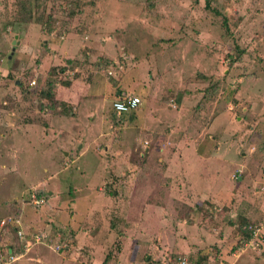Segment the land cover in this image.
I'll return each mask as SVG.
<instances>
[{"label":"rangeland","instance_id":"rangeland-1","mask_svg":"<svg viewBox=\"0 0 264 264\" xmlns=\"http://www.w3.org/2000/svg\"><path fill=\"white\" fill-rule=\"evenodd\" d=\"M8 217L0 264H264V0H0Z\"/></svg>","mask_w":264,"mask_h":264},{"label":"built area","instance_id":"built-area-1","mask_svg":"<svg viewBox=\"0 0 264 264\" xmlns=\"http://www.w3.org/2000/svg\"><path fill=\"white\" fill-rule=\"evenodd\" d=\"M139 104V98L132 95L128 96H121V97H116L112 102H111V109L115 115H121L125 114L127 112H130L134 110ZM40 200L34 199L35 203H38ZM11 222V218H0V229H2L6 224ZM18 223V222H17ZM14 226V225H13ZM16 236L18 237V240L21 243V251L19 253L11 254L10 249L7 251V261L3 262L4 263H9L12 261H16L18 258L22 257L26 251L29 249L30 246L36 245V244H43L47 245L49 239H47V234L43 232H36L32 233L28 236V231L24 230L22 227L14 226ZM258 231V228L253 229L252 236L256 235ZM244 246H251L252 245V238H249L248 240L243 242ZM61 246L56 245L55 248L58 250ZM179 264H184L183 260L179 261Z\"/></svg>","mask_w":264,"mask_h":264},{"label":"trees","instance_id":"trees-1","mask_svg":"<svg viewBox=\"0 0 264 264\" xmlns=\"http://www.w3.org/2000/svg\"><path fill=\"white\" fill-rule=\"evenodd\" d=\"M237 54V53H236ZM67 62H70L71 60H66ZM65 83V82H64ZM67 84V83H66ZM41 94H43L44 96H46L48 99H50V97H51V93L49 92V90L47 91V90H45V92H40ZM119 96V95H118ZM37 193V196H39L40 194H43L42 192H36ZM239 224L241 225V224H244L243 223V220H241L240 222H239ZM242 234H243V239H244V241H246V240H248L250 237H251V232H250V230H248V228H246L245 226H244V228H243V232H242ZM15 247V245L13 244V247H9V249L11 250L10 251V253L11 254H15L16 252H18L20 249H17V248H14ZM6 251H8V250H6ZM6 254H8L7 252H6ZM105 260V259H104ZM200 260H196V261H194L192 264H200ZM103 263V262H102Z\"/></svg>","mask_w":264,"mask_h":264},{"label":"crops","instance_id":"crops-1","mask_svg":"<svg viewBox=\"0 0 264 264\" xmlns=\"http://www.w3.org/2000/svg\"><path fill=\"white\" fill-rule=\"evenodd\" d=\"M72 44H75V43H74L73 41H70V45H72ZM46 47H47L48 49H50V54H52L51 56H57V53H56L57 50H54V49H53V46H50L49 44H47ZM61 47H65V45H63V46L61 45ZM47 56H49V55H47ZM121 96H123V95H119V96H117V97H121ZM28 127H29L28 124H24V125H23V128H22L23 130H21V131H24V132H25V131L28 129ZM10 251H11V250H10Z\"/></svg>","mask_w":264,"mask_h":264},{"label":"water","instance_id":"water-1","mask_svg":"<svg viewBox=\"0 0 264 264\" xmlns=\"http://www.w3.org/2000/svg\"><path fill=\"white\" fill-rule=\"evenodd\" d=\"M15 43V40H12L11 44Z\"/></svg>","mask_w":264,"mask_h":264}]
</instances>
